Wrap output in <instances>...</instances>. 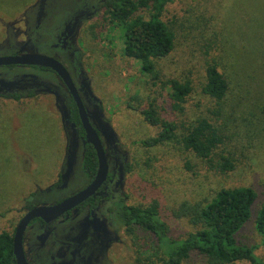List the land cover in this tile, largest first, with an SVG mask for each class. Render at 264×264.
Here are the masks:
<instances>
[{
    "label": "rangeland",
    "instance_id": "1",
    "mask_svg": "<svg viewBox=\"0 0 264 264\" xmlns=\"http://www.w3.org/2000/svg\"><path fill=\"white\" fill-rule=\"evenodd\" d=\"M13 1L22 0H0V6ZM91 3L98 7L102 0L40 1L42 24H31L25 49L56 58L77 82L86 79L84 96L93 121L102 133L113 140L116 134L119 140L113 141L120 162L117 198L126 205L157 201L168 235L182 238L192 228L175 214L181 202H205L220 188L251 186L257 199L250 220L236 238L255 246L264 263L262 236L254 222L264 199V0L173 1L162 17L172 22L175 46L167 57L154 59L156 79L142 71L139 61L124 55L121 27L108 22L105 10L98 7L92 18L86 17ZM139 14L148 18L149 10ZM73 16L82 21L69 40L75 50L53 48L56 34ZM1 48L0 54L10 51L9 46ZM209 59L216 61L229 83L218 117L210 115L214 103L201 91ZM171 78L191 80L193 89L183 110L175 109L167 99ZM0 80L18 85L10 90L13 98H0V231L12 232L28 209L27 201L54 204L77 192L87 177L81 168L83 145L64 125L70 97L56 74L31 66H0ZM150 106L161 117L174 120L178 133L196 118L211 116L225 136L216 154L230 155L233 169L212 168L177 141L152 147L136 143L159 130L141 113ZM126 163L129 172L124 170ZM108 164L113 165L110 160ZM113 226L110 237H94L81 218L51 220L46 230L57 239L48 240L46 248L56 260L64 259L68 251L82 249L87 254L85 264H146L151 248L139 256L136 249L153 245L149 234L138 231L139 236H131L120 225ZM33 256L28 254L31 264ZM186 264L206 263L193 256Z\"/></svg>",
    "mask_w": 264,
    "mask_h": 264
},
{
    "label": "trees",
    "instance_id": "2",
    "mask_svg": "<svg viewBox=\"0 0 264 264\" xmlns=\"http://www.w3.org/2000/svg\"><path fill=\"white\" fill-rule=\"evenodd\" d=\"M173 1L175 0H104L103 2L108 22L121 27L124 55L139 61L142 71L150 74L153 79L157 77L154 59L167 57L175 46L176 37L172 22L162 17ZM146 9L149 10L148 18L139 14V11ZM167 84L171 94V97L167 98L168 101L175 109L183 110L184 103L193 89L191 80L180 81L171 78ZM201 91L214 103L210 115L218 117L227 98L229 83L214 59H209L206 63L205 80L201 85ZM141 113L150 124L158 125L159 130L154 136L136 143L144 147H152L177 141L185 150L203 160L208 166L222 172L233 169L234 161L230 155L216 154L225 136L211 116L196 118L192 124L185 126V129L178 133L177 123L161 117L153 106L142 109ZM67 121L74 136L83 140L82 170L90 178L96 172L97 158L94 148L85 140L77 109L71 98L67 104ZM114 140L119 142L116 134ZM115 142L111 144L113 147L116 145ZM104 148L107 151L110 147L104 146ZM115 154L117 156L116 151ZM185 166L190 168V162L186 161ZM124 170L129 172V163L125 164ZM33 195L34 193H31L29 197ZM97 195L89 200L95 199ZM256 199L257 191L253 187L236 186L220 188L205 202H181L175 214L185 218L192 228L182 238H172L168 235V226L160 217L158 203L155 200L144 206L126 205L122 199H119L114 211L115 222L131 236H139L138 231L149 234L153 245L150 247L138 245L136 249L139 256L142 250L148 248L149 251L151 248L152 253L144 259L147 261L146 264H186L193 256L201 257L206 264H237V262L264 264L256 254L255 246L241 244L236 238L240 229L250 220ZM95 200L99 205L100 201ZM33 205L31 201H27V208ZM254 222L256 230L262 236L264 246V199ZM13 233L14 230L0 231V264H16L12 251Z\"/></svg>",
    "mask_w": 264,
    "mask_h": 264
},
{
    "label": "flooded vegetation",
    "instance_id": "3",
    "mask_svg": "<svg viewBox=\"0 0 264 264\" xmlns=\"http://www.w3.org/2000/svg\"><path fill=\"white\" fill-rule=\"evenodd\" d=\"M42 0H22V1H13L15 3H10L8 6L5 7L0 6V49H2V46H9V53L4 55L0 54V56H11L21 53H27L28 51L25 49V46H27L28 42L31 39V32L29 27L31 26H38L40 23V14H38L39 9V3ZM102 4H99L100 9L104 10ZM19 3V4H17ZM90 3V2H89ZM90 8L88 11L90 12L89 15L86 17L92 18L93 14H95L98 11L97 5H93L92 3L89 5ZM6 8L8 10H6ZM96 9V10H94ZM10 12L9 14L6 13ZM45 18V17H44ZM22 26H17L18 24H21ZM79 23H82V21L78 22L77 17H72L67 25L62 28V30L56 34V42L53 44V48H62L66 51V49L69 51H72V46L69 45L70 38L74 35V33L77 30V25ZM23 35V39L18 38L19 36ZM33 40H37L35 37H33ZM75 50V48H73ZM15 65H23V66H31L38 68L40 66L36 65H25V64H10V65H0V66H6L11 67ZM43 68V69H42ZM39 69L42 70H50L48 68L42 67ZM52 71V70H50ZM53 72V71H52ZM55 73V72H54ZM56 74V73H55ZM57 76V74H56ZM58 77V76H57ZM76 87L79 90L80 96L83 100V103L85 105V108L88 112L90 122L94 126V128L98 131L102 143L104 146L110 147L106 152L107 160L112 161L113 165L109 166L108 170V176L105 182L100 186V188L92 195H97L95 199H98L100 201V204H97V200L92 199L89 200L92 196L88 197L86 200L81 202L79 205L74 207L73 209L65 212L60 217L54 218L52 220H60V221H67L71 219L81 218L85 221L86 227L90 230V235L96 237H110L111 232L113 233V225L116 219V216L114 214V211L117 206L118 198H117V191H118V183L120 181V178L118 177V165L120 164L118 157H116V154L114 155L115 146L111 145L113 142V138L109 137L108 134L105 135V133H102V130L99 126L96 125V123L93 121L92 116L89 112V108L87 107V102L85 96L86 94V79L82 77L78 82L72 77ZM59 82H61L62 87L67 92V97H70V94L68 93L65 85L58 77ZM2 81V80H0ZM18 85L13 84L12 86H6L2 85L0 83V98H13L12 97V91L14 88H16ZM85 95V96H84ZM15 96V95H13ZM91 101L92 99L90 96H87ZM72 99V98H71ZM92 103V102H91ZM63 104V103H62ZM66 114H67V108H66ZM67 116L64 120V125L66 128H70V126L67 123ZM71 129V128H70ZM77 138V137H75ZM108 140V145L105 143V139ZM82 145L83 140L78 138ZM114 148V149H113ZM82 157H83V151H82ZM109 165V164H108ZM82 168V163H81ZM122 166L120 167V169ZM83 171V170H82ZM84 173V172H83ZM112 175V176H111ZM86 176V175H85ZM94 176V174H93ZM92 177H87V182L82 187L79 188L82 189L85 187L91 180ZM34 206V205H33ZM29 209V208H28ZM27 209V210H28ZM111 210V211H110ZM38 221L39 225H33L34 222ZM51 221V220H50ZM50 221H44L41 218H35L33 219L28 225H32L30 229L27 231V227L23 234V248L25 252L26 259L28 260L29 264L31 262L28 259V254L32 253L34 254L32 260L33 264H85L84 260L86 259V252L82 249L77 251H68L67 254H65V258L61 260H56V258H51L50 251L47 250L46 246L48 244V240H55L57 239L55 237V234L53 232H47V223ZM27 225V226H28ZM87 229V230H88ZM33 230L34 234H31V231ZM26 237V239H25ZM82 252V255H81Z\"/></svg>",
    "mask_w": 264,
    "mask_h": 264
},
{
    "label": "water",
    "instance_id": "4",
    "mask_svg": "<svg viewBox=\"0 0 264 264\" xmlns=\"http://www.w3.org/2000/svg\"><path fill=\"white\" fill-rule=\"evenodd\" d=\"M10 64L36 65L48 68L57 74L76 106L78 117L84 131L85 140L92 145L97 158L96 172L94 173L92 180L85 187L54 204L32 206L17 222L12 237L14 259L16 264H29L23 248V234L27 225L35 218L50 221L54 218L60 217L65 212L73 209L88 197L92 196L107 179L109 165L101 137L90 122L88 112L80 96L79 90L66 67L59 60L50 55L30 52L11 56H0V65ZM0 83L6 86H12L14 84V82L5 81H0ZM70 158L69 160H71Z\"/></svg>",
    "mask_w": 264,
    "mask_h": 264
}]
</instances>
